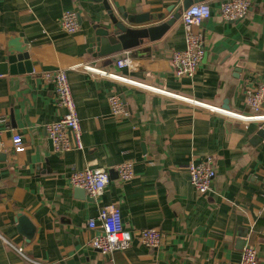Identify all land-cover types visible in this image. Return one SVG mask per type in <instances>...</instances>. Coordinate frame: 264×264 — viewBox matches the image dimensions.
<instances>
[{
    "label": "crops",
    "instance_id": "0c3cea01",
    "mask_svg": "<svg viewBox=\"0 0 264 264\" xmlns=\"http://www.w3.org/2000/svg\"><path fill=\"white\" fill-rule=\"evenodd\" d=\"M182 1L0 0V65L10 40L20 38L28 43L31 66L0 73V118L7 120V127L0 124V264L237 263L246 244L256 247L264 264V121L231 118L84 68L249 114L244 88L255 73L264 79V0H249L248 14L236 21L220 17L221 0L208 1L212 14L200 28L205 57L193 78H176L171 63L172 51L185 48L181 19L160 40H146L135 55L116 57L129 58L128 66L95 57L94 27L106 21L109 9L116 15L168 17ZM72 9L81 27L68 34L59 21ZM60 68L68 71L84 144L83 150L62 154L54 151L45 125L64 110L53 85L42 77ZM114 93L121 95L130 117L111 114ZM16 133L24 140L23 152L14 151ZM209 155L216 177L211 192L198 195L187 165ZM126 160L135 162V176L124 183L116 167ZM88 167L110 172L111 184L98 199L78 194L70 183L73 171ZM107 204L119 206L128 230L160 229L165 234L161 247L149 249L136 238L112 257L92 248L88 243L99 230L91 229L89 220ZM19 215L34 227L30 239L19 227Z\"/></svg>",
    "mask_w": 264,
    "mask_h": 264
},
{
    "label": "built area",
    "instance_id": "2783aa9c",
    "mask_svg": "<svg viewBox=\"0 0 264 264\" xmlns=\"http://www.w3.org/2000/svg\"><path fill=\"white\" fill-rule=\"evenodd\" d=\"M250 6L249 0H221L218 11L224 21H236L243 19L248 14ZM211 14L212 11L208 2L195 3L182 13L181 22L184 29L185 48L183 50H174L171 53V63L176 78H193L201 66L205 57V45L204 36L200 28L203 22L211 17ZM59 24L64 32L68 34L77 33L81 27L79 13L73 9L64 11ZM130 64L131 60L126 57L116 62L118 68H123ZM84 68L99 76L138 86L153 93L178 98L231 118L246 121H264V79L261 78L259 73H255L252 80L244 88V103L250 110L249 114L244 115L178 96L156 86L131 80L105 69L90 65H86ZM42 77L46 82L53 85L57 96V104L64 110V114L59 119L45 125L46 134L53 143L54 151L62 154L72 150H83V129L68 71L60 68L54 71H47ZM109 106L111 114L115 117L128 118L131 115L126 103L118 93H114L109 97ZM6 121V119L0 118V124H4L7 127ZM2 132L3 130L0 129V136ZM12 142L15 152L25 151L26 146L20 134H14ZM3 150L4 146L0 142V151ZM116 171L119 179L126 183L135 176V162L126 160L116 167ZM187 171L190 176V182L198 195H205L211 192L212 184L216 177L213 156L209 155L202 160L193 159L187 165ZM69 179L73 187L82 188L93 199L100 198L111 184L109 171L96 170L89 167L73 171ZM88 225L93 230H99L98 235H95L88 244L109 257H112L117 251L128 249L136 238L143 246L149 249L161 247L165 238V234L158 228H145L134 231L126 229L121 209L116 204L102 205L98 210L97 216L90 219ZM31 264L40 263L32 261ZM224 264H259L258 250L254 245L246 244L237 263Z\"/></svg>",
    "mask_w": 264,
    "mask_h": 264
},
{
    "label": "water",
    "instance_id": "95a60500",
    "mask_svg": "<svg viewBox=\"0 0 264 264\" xmlns=\"http://www.w3.org/2000/svg\"><path fill=\"white\" fill-rule=\"evenodd\" d=\"M208 1L210 0H183L176 11H173L174 7L169 9V12H173L168 17L166 14L134 16L126 12L116 15L109 9L106 21L104 23L98 22L95 25L94 40L90 44V47L95 49L93 50L95 51L94 55L98 58L111 57L113 60H119L116 57L121 53H128L129 51H132L133 55H135L134 53H138L141 45L146 40L155 42L163 38L170 28L181 19L182 13L191 5ZM152 19L159 20L160 23L149 24ZM134 24H141V26H135ZM10 47L6 62L0 65V73L5 74L7 71L16 72L18 69L19 71H24L22 68L23 64L30 71L31 66L29 63L30 56L27 41H21L20 38L11 39ZM77 192L80 195L86 194L82 188L77 189ZM18 222L20 229L30 239L34 227L28 218L19 215Z\"/></svg>",
    "mask_w": 264,
    "mask_h": 264
}]
</instances>
